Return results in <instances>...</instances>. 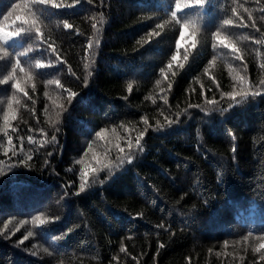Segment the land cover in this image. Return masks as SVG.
<instances>
[{
    "label": "trees",
    "instance_id": "1",
    "mask_svg": "<svg viewBox=\"0 0 264 264\" xmlns=\"http://www.w3.org/2000/svg\"><path fill=\"white\" fill-rule=\"evenodd\" d=\"M19 2L0 0V22ZM57 3L32 7L43 42L25 30L0 51V264H264V91L226 95L235 76L250 93L264 81V0L176 20V0ZM180 23L195 44L172 62ZM16 60L33 77L22 91ZM86 167L100 170L81 191Z\"/></svg>",
    "mask_w": 264,
    "mask_h": 264
},
{
    "label": "snow or ice",
    "instance_id": "2",
    "mask_svg": "<svg viewBox=\"0 0 264 264\" xmlns=\"http://www.w3.org/2000/svg\"><path fill=\"white\" fill-rule=\"evenodd\" d=\"M204 2H205V0H176L174 9L170 13V15H171L173 20H176L178 12L182 11L183 9L189 8V7L202 5ZM33 5H45V6L50 5L53 8L61 7V5L59 3H57V0H20L19 3L13 4L12 10L8 13V15H6L4 17L3 22H0V51L4 50L3 45L6 41H8L9 39H11L13 37L19 36L25 30L34 31L36 36L41 39V42H43L44 34L41 31L40 24L38 23V18L36 17L34 12L32 11ZM245 11H247V10L245 9ZM232 13L234 16L237 14V8L236 7H234L232 9ZM249 19H252L251 15H249ZM177 23H178V21H177ZM223 23L225 25H232L233 21L230 19H226V20H224ZM241 23H243V22L241 21ZM253 26H255V25H253ZM70 27H71L70 24H68L67 22L64 23L65 29H68ZM161 27H163V26L159 25V24L157 25V28H161ZM93 28H96L95 24H93ZM213 40L225 48H230L234 53L238 51L236 46L234 44H232V42L229 41L227 37L222 36L219 32L213 33ZM97 43H98V41H97ZM188 44H191L192 46H194V44H195V32L193 30V26H191L190 24H187V23H180L179 38L176 40L177 53L172 55V57H171L172 62L178 61L179 50L182 47L186 48L188 46ZM48 47L53 52L55 51V48H53V46L51 44H49ZM88 47L89 48L92 47V41L91 40L89 41ZM237 58H239V56ZM184 59H187V55H185ZM88 66L89 65L86 64L85 68H87ZM171 66H172V64L170 62L168 67L171 68ZM35 67L36 68H43L46 66L40 62H37L35 64ZM13 69L14 70L19 69V72L22 73L23 75H22L21 79H15L13 77V79H15V82L12 84V87L14 89L22 91L23 90V83L31 81L33 77L28 72H26L23 67H21V63L19 60H16L15 64L13 65ZM205 71H207V69ZM231 71L232 70L230 69V72ZM161 72L163 73V69L161 70ZM89 75H91V73H89ZM234 79H236L238 84H239V90L234 89L231 93L226 94L229 97V99L231 101H233L234 103L239 102L236 100L237 97L243 98L245 96H248L249 94H251L253 96L259 95V94H261L262 91H264V81H261V86H257L255 88V90L250 93L249 88L252 86L249 85L246 78L240 77V76H235ZM3 83H5V81L0 80V84H3ZM49 83H51V82H49ZM75 95H76L75 93H71L69 95V97H68L69 103L73 100ZM223 95H225V94H222V97H223ZM206 103L209 105H213L216 102L212 101V100H207ZM232 104L233 103H229L228 107H232ZM207 110H210V109H207ZM207 110H205V111H207ZM11 115H12L11 112L6 113V115H5V122L6 123H7V120L9 119V117ZM170 123H171V121H170ZM145 124L147 125V121H145ZM96 135H97V137H100L101 139H103L105 136L103 130L97 132ZM143 135H144L143 132H141L139 134V136L136 139L135 145H133L131 140L128 141L129 150L140 145V139H141V137H143ZM230 135H231V133H230ZM53 139H55V137H53ZM233 139H235V137H233ZM117 147L119 148L121 153H125V150L123 148H120L119 144H117ZM142 150L143 149L141 148V151ZM233 151H234V149H233ZM13 155L14 156L16 155L15 151H13ZM28 159H31V157H28ZM132 160H133V155H132L131 151L125 153L123 156L118 157L119 164H123L125 162L131 163ZM20 163L23 164V163H25V161L21 160ZM103 167L108 168L109 165L104 164ZM99 170L100 169H98V168L93 169L90 167H86V169L84 171H82V173H81L82 182H81V186H80L81 191H83V189L85 187V184L83 181L87 178L89 172L99 171ZM109 172L111 174V171H109ZM217 178L219 179V175ZM101 183H103V181H101ZM36 220L39 221V223H44V221L41 220L39 217H37ZM69 231H71V229H69ZM245 239H247V237ZM262 239H264V238H262ZM262 249H264V242L259 243L258 246H256L254 248V251L259 252L261 254L262 259H264V252L261 251ZM121 251H123V249H121Z\"/></svg>",
    "mask_w": 264,
    "mask_h": 264
},
{
    "label": "rangeland",
    "instance_id": "3",
    "mask_svg": "<svg viewBox=\"0 0 264 264\" xmlns=\"http://www.w3.org/2000/svg\"><path fill=\"white\" fill-rule=\"evenodd\" d=\"M2 225V223H0V226Z\"/></svg>",
    "mask_w": 264,
    "mask_h": 264
}]
</instances>
